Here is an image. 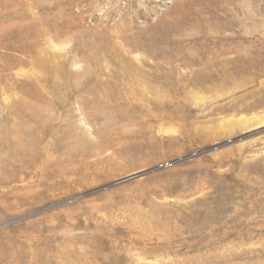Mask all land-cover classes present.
Listing matches in <instances>:
<instances>
[{
  "label": "rangeland",
  "instance_id": "obj_1",
  "mask_svg": "<svg viewBox=\"0 0 264 264\" xmlns=\"http://www.w3.org/2000/svg\"><path fill=\"white\" fill-rule=\"evenodd\" d=\"M0 264H264V0H0Z\"/></svg>",
  "mask_w": 264,
  "mask_h": 264
}]
</instances>
